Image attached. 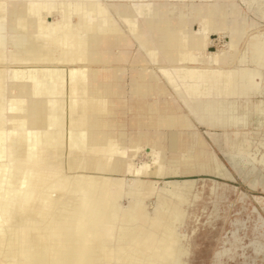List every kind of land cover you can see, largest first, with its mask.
Instances as JSON below:
<instances>
[{
	"label": "bare ground",
	"instance_id": "1",
	"mask_svg": "<svg viewBox=\"0 0 264 264\" xmlns=\"http://www.w3.org/2000/svg\"><path fill=\"white\" fill-rule=\"evenodd\" d=\"M207 1L174 15L176 7L167 6L154 13L153 0H0V264H185L188 237L181 225L191 182L166 176L211 170L212 161L216 174H227L200 134L190 146L182 130L171 132L169 145L159 131L144 143L106 133L111 101L95 91L104 82L93 64L112 63L107 71L114 74L126 71L118 65L128 52H114L128 45L111 15L115 10L151 61L164 64L157 66L160 74L188 98L199 122L223 128L261 123L264 100L255 101L247 88L262 89L264 38H249L247 54L238 59L254 57L255 68L235 64L245 31L257 23L246 24L234 2ZM69 11L82 19L71 22ZM195 19L199 29L190 28ZM9 20L16 22L12 33ZM216 33L228 34L226 49L209 51ZM149 69L136 70L140 80L133 90L143 95L145 89L155 96L151 106H165L155 109L151 126L194 127L176 97H163L167 87ZM166 147L171 157L163 156ZM240 151L250 162L247 150ZM143 152L147 160L140 159ZM236 159L238 167L243 160ZM124 195L128 204L121 202ZM256 199L264 205V197Z\"/></svg>",
	"mask_w": 264,
	"mask_h": 264
},
{
	"label": "rangeland",
	"instance_id": "2",
	"mask_svg": "<svg viewBox=\"0 0 264 264\" xmlns=\"http://www.w3.org/2000/svg\"><path fill=\"white\" fill-rule=\"evenodd\" d=\"M20 1V0H18ZM254 1V2H253ZM109 2V1H108ZM131 1H129L130 4ZM231 2H234L237 5H240L244 10L240 9V14L242 16V19L245 21L246 24H252L257 23L256 26L249 27L245 31L244 40L241 41L239 48L237 49L235 53V59L234 63L239 65H248L250 68H255L256 59L253 57L252 59H249L248 57L243 59L244 62H238V59L240 60L241 57H243L245 54H247L245 47L247 45V42L249 38L256 37L257 35L261 36V38H264V0L256 1V0H249L248 2H244L243 0H233ZM68 11V10H67ZM131 12V11H130ZM59 14L54 15L57 17ZM69 15V16H68ZM67 15V18L73 22L78 23L82 17L79 13H70ZM112 17L123 27H128L123 22V16L117 13L115 10L111 13ZM131 15H134V12L131 13ZM130 15V16H131ZM53 16V15H52ZM51 18H54V16ZM187 16V15H186ZM25 17V16H24ZM60 15L58 16V18ZM184 19H186L184 17ZM15 21L9 20V24L7 27V31L9 33H12L11 26L12 24H15ZM197 27H194L196 29L200 28V24L198 22L195 23ZM195 26V25H194ZM192 28V26H190ZM29 31H34L32 27H29ZM248 31V32H247ZM255 33H252L254 32ZM258 34H257V32ZM132 34H129L127 32H124V34L127 35L128 39V45L125 48H118L115 49V53L122 52L123 50H126L128 52V60L127 62H130L128 66L126 64H119V68L127 67L128 69L130 66V69L133 70V72L136 74V70L141 66H147L152 70L153 72H159V69H157L158 64L164 65L161 62L154 63L151 61L152 64L144 63L146 59H143L139 54L132 56L133 59L130 60V48L132 47V44L134 43V40L138 41L141 48L142 45L140 44V41L137 38V35L133 32ZM247 33V34H246ZM251 33V34H249ZM249 34V37H248ZM246 39V40H245ZM246 43H245V42ZM212 45L216 47L217 49H226L227 43L225 42V37L223 34L220 35V37L217 40L212 41ZM144 49V48H143ZM11 54V53H10ZM17 53L14 51L11 55H16ZM20 56V54H17ZM151 60V58H150ZM135 66V67H134ZM117 68V67H116ZM120 72V71H119ZM261 76L258 80L259 86L262 87L261 90H259L256 87H250L247 88L249 92H252L254 95V100L259 101L261 99L264 100V66L260 70ZM136 82V81H135ZM134 82V83H135ZM166 83V89H167V98H171V96L176 97V99L179 101L178 103L182 105V111L184 112V115L188 116L191 119V122L193 123L194 127H184L183 130L185 132V139H187V143H189L190 146L194 145L196 143V137L198 134L201 135L202 138L206 141V148L207 149H214L217 153L218 159L220 161L222 170H224V173L227 174V176L214 178V174H216L215 167L216 166L213 161L208 162L212 165V169L210 170H204L202 167H198L197 172H191V173H182V174H170L166 176V180H173L178 181L180 183H184L185 181L194 182L193 185L188 186V190L185 193L188 200L185 203V209L186 214L183 221L182 226L186 229L187 233L190 234V242L192 244V251L193 255L190 258V264H210L212 260L213 252L218 248L220 245L224 234L229 229L230 220H232L235 217L240 216L237 214L239 203V197L242 195L243 192H247L251 200L255 203H258L262 208L264 205L260 203L256 196L264 197V184L262 185H254V183H257V179L263 180L264 182V164L259 163L258 161L264 157V116L261 123H258L257 121L247 125V126H241V127H208L204 123L199 122L195 116L191 113L189 110L188 105L186 104V100L188 99L186 96L181 97L178 95L173 87L165 80ZM30 89H26L28 92V97L31 100V103L34 102L36 99L33 97L32 94V87L29 86ZM12 86L9 85V95H12L14 92L11 91ZM17 91V90H15ZM20 91V90H18ZM155 98V97H154ZM77 100H81V98H77ZM154 100V99H153ZM178 105V104H177ZM78 105H75L74 109L75 111H78L79 108H77ZM183 115V114H181ZM102 119L100 118L99 121ZM189 131H192V134L188 133ZM194 132V133H193ZM216 134V138L212 137V134ZM248 138V142L245 143L243 139ZM236 140L237 142H234L233 140ZM242 149H246L247 153L246 156L250 162L244 163V157L242 156V153H240ZM229 150V155L227 154V151ZM145 152H143L140 159L147 160V156H145ZM91 156V153L89 154ZM164 157H171L172 153L169 152L168 149L163 154ZM254 159H252V158ZM260 157V158H259ZM233 161L236 159L238 162L243 160L239 163L243 166L242 174L240 173V170H236L232 164L229 162V159ZM247 160V159H246ZM203 162H200L202 164ZM256 164L257 168H262V176L258 177V174L255 173L257 171V168H255V171H252L253 173H250V168L252 167V164ZM123 166L121 172L123 173ZM200 168V169H199ZM247 172L248 175H245ZM231 173V174H229ZM232 175V176H231ZM221 176V175H220ZM153 177V176H152ZM234 177V178H233ZM213 179L216 180V184H213ZM162 182V184H161ZM164 180H160L159 185H164ZM216 186V188H215ZM254 196V199H253ZM156 200V196H152L151 199H149L150 208L152 209L153 205L151 202ZM121 202L124 204H128V196L124 195V198L121 199ZM246 212H243L241 214L242 217L246 216ZM182 228V231L185 229ZM195 230V233L193 231Z\"/></svg>",
	"mask_w": 264,
	"mask_h": 264
},
{
	"label": "crops",
	"instance_id": "3",
	"mask_svg": "<svg viewBox=\"0 0 264 264\" xmlns=\"http://www.w3.org/2000/svg\"><path fill=\"white\" fill-rule=\"evenodd\" d=\"M216 1V0H215ZM222 2H225L226 4L230 3L233 0H221ZM155 7L153 12L157 13L158 9L161 7V10L163 11L165 9V6L168 8L170 7H176L174 10V15L180 13L182 10L184 13L188 14L190 12V7L192 3L195 4H204L208 3L207 0H153ZM172 4V5H171ZM163 6V7H162ZM239 9L244 10L240 5H237ZM160 10V11H161ZM153 13V14H154ZM148 16V15H146ZM142 18H140V21ZM143 21V20H142ZM196 22L198 20H193L190 24L193 27H199L196 26ZM142 23V22H141ZM189 24V25H190ZM195 25V26H194ZM122 26V25H121ZM125 32L131 34V31L128 29V27H123ZM180 33V32H179ZM133 35V34H132ZM139 54L143 59H146L144 63H151L150 56L148 55L147 51L145 49H142L138 43V41L134 40V43L132 44V47L130 48V60L133 59L132 56H135ZM102 62H95L93 64L94 68L96 70H100L98 81L104 82V84H100L99 82L95 84V91H100L101 95L109 98L111 101L110 107L111 109V115H109V118L112 119L111 126L104 127V131L108 133L111 137L117 138L119 140H122L123 138L127 137H136V141H142L145 142L146 139H149L150 134L153 131H159L161 133V137L163 139L162 143L169 145V136L171 135V132L173 130H183L182 127H171L167 125L162 126H151L152 119L156 118L158 115V111L155 109H159L163 111L165 109V106L163 105H157V106H151V101L154 99V95H152L150 92L147 91V94H145V89H143V95L137 94L133 90L134 82L136 80H140V78H136V74L133 72V70L126 69L123 73H110L107 70H111L112 63L110 65L104 64L102 65ZM123 64H130V62H123ZM106 65V66H105ZM110 66V67H108ZM159 78H161L160 82H163V85H165V79L160 73H155ZM105 82H110V84H106ZM100 88V89H99ZM121 92V96H118L116 93L119 94ZM166 93H164V98H167ZM120 98L122 100H120ZM122 101V102H120ZM114 102V103H113ZM180 105V104H179ZM109 107V108H110ZM179 108L182 110V105L179 106ZM141 132V134L139 133ZM139 133V135H137ZM129 144H134L135 142L126 141ZM166 149L169 150L168 147ZM171 152V150H169ZM172 153V152H171Z\"/></svg>",
	"mask_w": 264,
	"mask_h": 264
},
{
	"label": "water",
	"instance_id": "4",
	"mask_svg": "<svg viewBox=\"0 0 264 264\" xmlns=\"http://www.w3.org/2000/svg\"><path fill=\"white\" fill-rule=\"evenodd\" d=\"M54 15L55 14H53V16ZM223 36L225 37V42L227 43L229 39L228 34L225 33ZM219 37L220 34L216 33L211 35L210 38L214 41ZM210 45L209 51H215L217 49L212 45V43ZM229 162L236 170H240V173L242 174L243 170L241 167L243 165L236 167L230 159ZM261 169L257 168V171L255 172L260 173V175L258 174V177L262 176ZM213 177L218 178L223 176L214 174ZM262 181L263 180L257 179V183L253 182V184L262 185L264 184ZM214 183L216 184L215 179H213V184ZM193 184L194 182L189 183V185ZM238 200L240 205L238 206L237 214L240 216L230 220V227L224 234L218 248L213 252L210 264H264V209L258 203L253 202L247 192H243ZM153 202L155 203L156 200ZM246 211L248 213H246L245 217H242L241 214ZM182 228L184 227L181 225V230ZM183 233L187 234V247H189L184 263L190 264V258L193 255V243L190 242V234L187 233L186 229ZM193 233H195V230Z\"/></svg>",
	"mask_w": 264,
	"mask_h": 264
}]
</instances>
